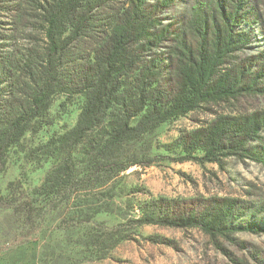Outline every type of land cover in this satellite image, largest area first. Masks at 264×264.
Instances as JSON below:
<instances>
[{
    "label": "trees",
    "instance_id": "16d2710c",
    "mask_svg": "<svg viewBox=\"0 0 264 264\" xmlns=\"http://www.w3.org/2000/svg\"><path fill=\"white\" fill-rule=\"evenodd\" d=\"M8 14L33 20L43 46L19 57L0 53V174L8 149L54 94L84 96L64 159L40 185L24 191L10 184L0 194L9 220L3 231L22 243L46 220L55 223L52 232L93 225L77 201L132 167L157 162L153 133L160 124L208 104L264 95V47L252 45L261 39L264 46V26L253 0H0V22ZM263 132L264 110L217 117L179 135L183 155L176 160L264 165ZM239 204L160 198L130 223L198 228L227 240L264 232L254 222L234 223ZM125 225L107 230V239L125 240Z\"/></svg>",
    "mask_w": 264,
    "mask_h": 264
},
{
    "label": "rangeland",
    "instance_id": "374dc122",
    "mask_svg": "<svg viewBox=\"0 0 264 264\" xmlns=\"http://www.w3.org/2000/svg\"><path fill=\"white\" fill-rule=\"evenodd\" d=\"M264 26V0H253ZM2 55L40 51L43 36L33 20L8 14L0 22ZM252 45L264 47L259 39ZM251 47V51H256ZM84 104L82 94L57 92L43 115L28 125L23 138L11 146L0 174V194L10 184L22 190L40 185L64 159L71 131ZM264 110V95L241 96L205 105L160 124L153 133L152 153L158 161L132 167L96 192L79 198V211L93 222L52 232L46 220L41 232L27 243L3 231L6 213H0V264H264V232H236L231 239L210 237L198 228L179 229L130 223L141 217L151 200L231 199L239 201L234 223L254 222L264 228V165L251 160L224 159L214 163H180L179 135L205 126L217 117ZM264 138V132L262 133ZM199 156L201 152L197 153ZM128 237L115 243L107 230L119 223ZM100 241V242H99Z\"/></svg>",
    "mask_w": 264,
    "mask_h": 264
}]
</instances>
